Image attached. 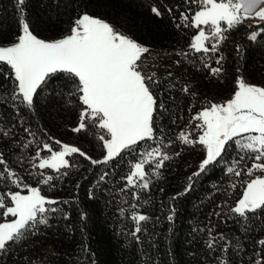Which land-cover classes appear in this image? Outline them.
<instances>
[{"label": "trees", "instance_id": "1", "mask_svg": "<svg viewBox=\"0 0 264 264\" xmlns=\"http://www.w3.org/2000/svg\"><path fill=\"white\" fill-rule=\"evenodd\" d=\"M153 6L161 15L152 12ZM22 7L30 29L40 39L68 35L74 20L86 12L147 47L146 70L156 73L158 104L163 103L155 114L156 135L165 138L166 151L173 158L165 162L158 179L152 178L149 189H135L138 201L132 199V190L121 189L130 164L148 147L144 142L136 151L125 150L108 163L94 165L74 154L69 159L71 166L61 170L66 175L34 169L32 157L42 143L58 149L56 140L79 146L94 160L102 159L106 154L98 138L102 130L89 125L79 133L72 131L84 107L79 94L72 95L75 79L55 74L37 90L29 108L11 99L14 73L0 62V153L9 168L31 186H37L41 171L58 176L54 186L41 185V190L60 202L52 205L59 210L49 215L47 225H38L35 235H27L0 253V264H257L258 259L264 264V246L257 243L264 240V212L258 210L248 220L230 212L250 180L243 171L239 177L227 172L241 153L232 145L222 159L200 172L206 157L203 146L177 139L182 130L193 133L195 139L199 121L190 124L191 117L208 103L230 98L238 77L264 84V33L250 40L254 27L245 22L226 33L227 40L211 61L223 71L213 76L204 67L202 54L190 49L198 30L185 27L180 13L191 8L194 14L197 6L185 0H25ZM20 33L16 0H0V46L13 44ZM182 52L189 55L182 56ZM219 56L223 60L217 65L214 60ZM185 86L188 92L183 91ZM252 163L245 157L237 170L250 168ZM3 168L0 165V171ZM7 191L27 189L12 185L6 174L0 180V193ZM132 203L137 209H130ZM131 211L150 218L140 223L142 231L135 235ZM2 213L0 209V222H4ZM210 237L216 240L211 249L207 246Z\"/></svg>", "mask_w": 264, "mask_h": 264}, {"label": "snow or ice", "instance_id": "2", "mask_svg": "<svg viewBox=\"0 0 264 264\" xmlns=\"http://www.w3.org/2000/svg\"><path fill=\"white\" fill-rule=\"evenodd\" d=\"M24 3L25 0H16L20 35L11 46H0V62L10 66L14 73L15 90L11 99H18L31 108L37 90L42 89L55 74L62 73L75 79L76 88L72 95L79 94L84 107L79 114V124L72 131L79 133L89 125L99 128L102 131L98 138L106 150L102 160H94L80 148L62 144L59 140L54 142L60 146L59 150L53 144L43 142L32 157L33 161L38 160L39 163H33L32 167L61 173V169L71 166L65 157L77 153L94 165L108 163L121 156L125 150L136 151L137 146L144 142L148 147L139 151L136 161L130 164V171L123 178L126 183L121 189L122 192L132 190V199L138 201L140 196L135 189H149L152 178L158 179L160 169L173 158L166 151L165 138L156 135L155 114L158 108L163 107V103L158 104L155 88L159 81L155 78L156 73L146 70L145 54L149 53V49L122 34L105 20L86 12L74 20L69 35L55 41L40 39L25 19ZM185 3L197 6L194 14L191 8L180 13L185 27L198 30L190 49L202 54L200 59L213 76L223 71L222 66L213 67L211 61L220 51L221 44L227 40L226 33L237 29L247 19L264 21V0H185ZM168 11L171 13L172 9ZM152 12L161 15L155 6ZM248 27H254L248 35L252 41L264 33V27L259 24ZM180 55L188 56L189 53L182 52ZM222 60L223 56L216 57L214 63L220 65ZM168 75L171 76V73ZM183 91L188 92L187 86ZM192 121H199L195 125V139L191 138L193 133L183 130L177 139L184 144L203 146L206 157L200 163V172L222 159L228 147L235 145L241 155L239 160L233 161L234 166L227 168V172L239 177L243 171L252 177L245 186L242 198L230 212L244 220H248L258 210L264 212V162H261L264 161V87L249 84L243 77H238L231 99L224 103H208L191 117L190 124ZM3 134L8 135L7 132ZM28 146L24 145L25 148ZM41 152H47L48 155L42 157ZM247 154H251L249 158L253 160L252 166L237 170L236 165ZM0 165L4 166L3 171H0V180L5 179L7 174L12 185L27 189L28 193H0V209L3 210L4 219V222H0V253H3L27 235H35L38 225H47L49 215L59 210L52 205L60 202L43 195L41 190V185L54 186L53 181L58 176L45 175L41 171L37 186H31L9 168L2 153ZM255 172L261 175H254ZM193 175H199V172ZM235 186L232 185L233 188ZM137 207L136 203L130 205L131 210ZM120 211L124 214L126 210L122 208ZM9 217L14 219L9 220ZM130 218L136 225L133 235L142 231L141 222L150 219L138 211H131ZM220 239L225 237L221 236ZM215 243V238L210 237L207 246L211 249ZM257 243L264 246V240ZM257 264H261L259 259Z\"/></svg>", "mask_w": 264, "mask_h": 264}, {"label": "rangeland", "instance_id": "3", "mask_svg": "<svg viewBox=\"0 0 264 264\" xmlns=\"http://www.w3.org/2000/svg\"><path fill=\"white\" fill-rule=\"evenodd\" d=\"M245 23H249V24H252V25H254V26H256L257 24H259V26L260 27H264V21H259L258 20V18H255V19H247V20H245L244 21ZM70 34V33H69ZM68 34V35H69ZM259 37V36H258ZM55 40H57V39H55ZM55 40H50V41H55ZM47 41V40H46ZM16 42V41H15ZM14 42V43H15ZM12 45V44H11ZM11 45H9V46H11ZM247 83H249V84H253V85H257V86H262V87H264V84H256V83H253L252 81H250V80H245ZM233 97V95L230 97V98H228V99H226V100H219V101H217L216 103H224V102H226L227 100H229V99H231ZM62 144H68L69 146H75V147H78L79 148V146H77V145H75V144H73V143H62ZM60 148V147H59ZM59 148L57 149V150H59ZM105 152H106V150H105ZM46 155H48V153L47 152H45L44 154H41V156L43 157V156H46ZM74 154H72L71 156H66L65 158L66 159H70V157H72ZM251 154H247V155H245V157H247V161L248 160H250V158H249V156H250ZM103 159V158H102ZM102 159H100V160H102ZM261 162H264V161H261ZM34 163H39V161L38 160H36ZM45 170H50V169H45ZM62 170V169H61ZM50 171H52V170H50ZM254 175H261V173L260 172H255L254 173ZM252 177H250V179H251ZM21 193L22 194H28L27 192H23V191H21ZM9 220H11V219H14V218H12V217H9L8 218Z\"/></svg>", "mask_w": 264, "mask_h": 264}]
</instances>
